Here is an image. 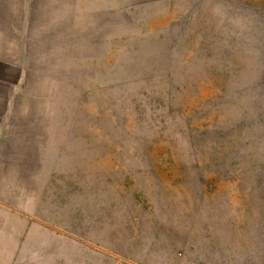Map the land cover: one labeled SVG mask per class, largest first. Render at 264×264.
I'll list each match as a JSON object with an SVG mask.
<instances>
[{
  "label": "rangeland",
  "instance_id": "1",
  "mask_svg": "<svg viewBox=\"0 0 264 264\" xmlns=\"http://www.w3.org/2000/svg\"><path fill=\"white\" fill-rule=\"evenodd\" d=\"M133 2L35 12L0 264H264V0Z\"/></svg>",
  "mask_w": 264,
  "mask_h": 264
},
{
  "label": "crops",
  "instance_id": "2",
  "mask_svg": "<svg viewBox=\"0 0 264 264\" xmlns=\"http://www.w3.org/2000/svg\"><path fill=\"white\" fill-rule=\"evenodd\" d=\"M40 4V0H0V169L4 168L3 172L0 170V184L4 185L0 187V259H12L15 256L29 222L15 208L16 203L12 204L7 197L12 187L9 186V189L5 185L16 180L19 172L17 161L15 168L7 172L6 153L17 152L18 149H9V145L2 144V141L10 130L8 118L16 113L18 97L23 98L25 72L31 71L28 50L35 12H48V16H55L58 7L64 16L70 17L73 10L75 15H108L128 13L136 7L133 0H46ZM50 22L48 18L45 24H40L41 32L53 31Z\"/></svg>",
  "mask_w": 264,
  "mask_h": 264
}]
</instances>
